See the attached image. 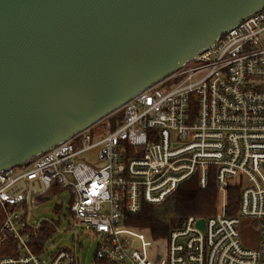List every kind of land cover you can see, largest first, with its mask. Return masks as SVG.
I'll return each instance as SVG.
<instances>
[{
  "label": "built area",
  "instance_id": "2783aa9c",
  "mask_svg": "<svg viewBox=\"0 0 264 264\" xmlns=\"http://www.w3.org/2000/svg\"><path fill=\"white\" fill-rule=\"evenodd\" d=\"M117 111L121 121L97 139L89 128L0 171V264H79L75 247L43 257L45 236L39 252L30 246L29 208L51 196L59 197V219L70 214L99 236L92 264H264V5L109 115ZM90 148L101 166L78 158ZM211 167L219 205L202 230L200 217L189 216L153 239L123 222L194 174L204 188ZM228 187L240 191L235 215L227 213ZM254 232L257 246L242 242Z\"/></svg>",
  "mask_w": 264,
  "mask_h": 264
},
{
  "label": "water",
  "instance_id": "95a60500",
  "mask_svg": "<svg viewBox=\"0 0 264 264\" xmlns=\"http://www.w3.org/2000/svg\"><path fill=\"white\" fill-rule=\"evenodd\" d=\"M263 5L0 0V171L91 128Z\"/></svg>",
  "mask_w": 264,
  "mask_h": 264
},
{
  "label": "trees",
  "instance_id": "16d2710c",
  "mask_svg": "<svg viewBox=\"0 0 264 264\" xmlns=\"http://www.w3.org/2000/svg\"><path fill=\"white\" fill-rule=\"evenodd\" d=\"M120 121L121 118L118 119V117L112 119V125L114 126ZM98 123L89 130L91 131L96 125H100ZM101 125L104 126V123ZM198 177V174H194L188 180L179 184L163 203L159 205L143 203L136 214H124L123 222L132 227L145 230L149 237L153 239H159L167 237L175 225L180 224L189 216L208 218L214 215L218 210L219 191L213 167L209 171L207 184L204 188L198 186ZM239 195L238 188L228 187L226 189L228 214H237ZM3 217L4 211L0 207V221ZM46 226L47 224H41L37 228H32L30 246L35 252H39L41 241L45 236ZM12 242V238H9L8 243Z\"/></svg>",
  "mask_w": 264,
  "mask_h": 264
},
{
  "label": "rangeland",
  "instance_id": "374dc122",
  "mask_svg": "<svg viewBox=\"0 0 264 264\" xmlns=\"http://www.w3.org/2000/svg\"><path fill=\"white\" fill-rule=\"evenodd\" d=\"M174 81H169L166 87H173ZM121 118V112L117 111L112 115H108L101 119L98 124L90 131L93 140L97 139L100 135L106 132L105 126L109 124L112 125V119ZM104 123V126L101 125ZM97 124V123H96ZM94 126V125H93ZM79 159L87 162L88 164L99 167L102 165L98 161L96 148H90L82 152L79 155ZM64 194V193H63ZM59 197L49 198L47 200H39L37 207L31 209V217L29 223L36 224L39 220L50 219L52 222H47L45 227V242L42 249V256L44 254L56 251L59 248H74L76 249L77 256L79 258V264H92L94 252L99 242V236H97L91 229L86 228L78 220L74 219L70 214L63 216L59 219V210H54L55 204L58 202ZM67 204L64 202L63 210L66 211ZM36 212V213H35ZM250 219L243 220L240 226H245ZM255 226V222L251 224ZM33 228V227H32ZM257 230V227H256ZM245 231H247L245 229ZM77 234V235H76ZM259 241V236L257 232L251 235L242 234V242L250 247L257 246Z\"/></svg>",
  "mask_w": 264,
  "mask_h": 264
},
{
  "label": "flooded vegetation",
  "instance_id": "af4514ba",
  "mask_svg": "<svg viewBox=\"0 0 264 264\" xmlns=\"http://www.w3.org/2000/svg\"><path fill=\"white\" fill-rule=\"evenodd\" d=\"M44 222H45V221H41L40 224H39V226H40L41 224H43Z\"/></svg>",
  "mask_w": 264,
  "mask_h": 264
},
{
  "label": "crops",
  "instance_id": "0c3cea01",
  "mask_svg": "<svg viewBox=\"0 0 264 264\" xmlns=\"http://www.w3.org/2000/svg\"><path fill=\"white\" fill-rule=\"evenodd\" d=\"M54 196H51L50 198H53ZM49 199V198H48ZM36 213V212H35Z\"/></svg>",
  "mask_w": 264,
  "mask_h": 264
}]
</instances>
